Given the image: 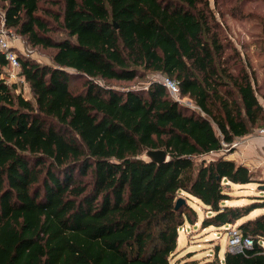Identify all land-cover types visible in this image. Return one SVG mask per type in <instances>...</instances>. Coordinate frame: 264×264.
Wrapping results in <instances>:
<instances>
[{"label": "trees", "instance_id": "trees-1", "mask_svg": "<svg viewBox=\"0 0 264 264\" xmlns=\"http://www.w3.org/2000/svg\"><path fill=\"white\" fill-rule=\"evenodd\" d=\"M250 1L0 0L5 28L52 62L19 57L27 99L0 53V264H179L180 229L198 221L189 202L211 213L205 229L264 209L227 205L232 185L264 179L210 156L264 128V95L224 23L255 16ZM153 74L199 111L157 81L132 86ZM150 150L169 161L140 158ZM239 229L252 249L202 264H264V214Z\"/></svg>", "mask_w": 264, "mask_h": 264}, {"label": "rangeland", "instance_id": "rangeland-1", "mask_svg": "<svg viewBox=\"0 0 264 264\" xmlns=\"http://www.w3.org/2000/svg\"><path fill=\"white\" fill-rule=\"evenodd\" d=\"M241 1V0H239ZM244 13L249 15V13H254L255 16L250 17L244 21L239 19H233L229 15L226 17L224 23L225 27L229 31L231 38L234 40L239 48L246 49L251 47L250 50H257L253 56V61L250 60L251 67H256L260 74L261 66L264 65V54L260 56V52L264 53V0H251L249 4L244 8ZM1 14V12H0ZM0 33H6L18 52L19 57L31 58L40 64H51V59L49 57L50 52L44 51L40 48L31 47L25 38L17 34L13 30L6 29L2 19L0 18ZM60 37L63 34H58ZM243 38V39H242ZM248 38V39H247ZM251 59V57L249 58ZM258 60V62H256ZM253 64V65H252ZM4 75L7 77L8 70L4 71ZM258 75V73H257ZM158 74H153L147 78L145 81H141L136 84H132L135 88H147L149 81L157 78ZM264 81V74L259 75ZM22 78H20L21 80ZM18 81L20 91L27 99H33L31 91L28 85H25L22 79ZM8 83L11 82L7 79ZM252 132L247 137L243 138L240 144L231 149L228 152L222 154L226 159L234 151L239 149L240 145L249 139H262ZM213 158H218L220 156H212ZM209 158V157H208ZM255 177L258 181L264 179V170H256ZM261 185L258 183L250 185H232L230 188L231 200L227 202L230 206H243L251 205L262 201L264 198V189L260 188ZM193 205L198 213V221L196 223H185V225L180 229V236L178 241V248L172 260V263L179 261V264H202L208 259H213L216 254H219L220 258H224L229 249V230L232 227H239V225L248 220L255 219L256 217L264 214V209H257L252 214L245 219H242L236 225H229L223 228L209 227L204 228L202 226V221L211 213L208 212L207 208L197 201L189 202ZM261 245L264 247V240L261 241Z\"/></svg>", "mask_w": 264, "mask_h": 264}, {"label": "built area", "instance_id": "built-area-1", "mask_svg": "<svg viewBox=\"0 0 264 264\" xmlns=\"http://www.w3.org/2000/svg\"><path fill=\"white\" fill-rule=\"evenodd\" d=\"M2 17V14H0ZM0 53H2L7 62L8 70L7 79L11 83H18L20 80V60L19 55L16 50V46L10 39V37L2 32L0 33ZM22 80V79H21ZM20 80V81H21ZM152 81H157L161 83L169 92L171 98L178 102L179 104L193 109L195 111H199V108L195 105V103L188 97H183L180 89L179 82L167 77V76H158ZM256 135L264 140V128L256 130ZM242 139L235 141L231 145H224V149L220 153H211L210 156H222L225 152L230 151L231 149L236 148ZM229 249L232 253H244L246 250H250L254 247V239L251 237H245L239 227H232L229 230Z\"/></svg>", "mask_w": 264, "mask_h": 264}, {"label": "crops", "instance_id": "crops-1", "mask_svg": "<svg viewBox=\"0 0 264 264\" xmlns=\"http://www.w3.org/2000/svg\"><path fill=\"white\" fill-rule=\"evenodd\" d=\"M239 49L242 52L243 56L249 60V62L250 60L253 61L254 54L255 53L257 54L258 52L256 49L250 50L251 47L249 48V46L247 49L246 47L244 49L243 48H239ZM259 54L260 56H263L264 53L260 52ZM250 57L251 59H249ZM256 62H258V60H256ZM248 69H249V72H252V71L255 72L257 84L259 85L261 89L260 92L261 94L264 95V81L262 82L261 81L262 79L259 77V75L262 76V74H264V65L261 66V70H260L261 72H263L262 74L259 73L256 67L254 68L251 67V69L250 68ZM23 82L25 83V85H27L25 81ZM261 103L264 104V99H261ZM228 160L236 161L237 163L248 167L253 172H256V170H264V140L255 138V139H249L245 141L244 143L240 145L239 149L234 150L228 156ZM220 259L221 261H224V258H220Z\"/></svg>", "mask_w": 264, "mask_h": 264}, {"label": "water", "instance_id": "water-1", "mask_svg": "<svg viewBox=\"0 0 264 264\" xmlns=\"http://www.w3.org/2000/svg\"><path fill=\"white\" fill-rule=\"evenodd\" d=\"M140 158L148 163H155L157 165H162L169 161V156L164 150L146 151ZM260 188L264 189V186H260ZM185 203L186 200L184 198L178 199L176 209H179Z\"/></svg>", "mask_w": 264, "mask_h": 264}]
</instances>
